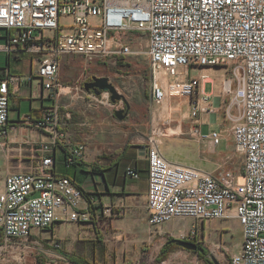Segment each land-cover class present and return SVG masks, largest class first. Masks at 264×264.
<instances>
[{
  "label": "built area",
  "instance_id": "1",
  "mask_svg": "<svg viewBox=\"0 0 264 264\" xmlns=\"http://www.w3.org/2000/svg\"><path fill=\"white\" fill-rule=\"evenodd\" d=\"M0 29V53L7 61L28 55L36 66L25 76L10 74L8 66L0 70V151L21 155L28 146L33 154L28 169L0 176V254L25 261L42 247L37 234H50L55 224L94 220L83 190L56 172L58 151L66 168L85 152L84 143L69 138L70 113L60 114L59 99L77 96L113 115L121 102L85 91L88 77L63 86L65 59L82 58L84 72L87 62L132 65L145 56L150 114L173 104L190 120L185 132L178 126L175 137L216 148L229 131L242 158L238 174L218 165L206 173L168 161L147 134V226L188 220L193 237V223L234 219L241 241L230 264H264V0H0ZM210 68L222 70L221 94L205 90L216 77L204 73ZM33 80L53 104L24 117L42 140L18 142L8 129L9 100ZM214 123L221 129L201 132ZM126 176L140 178L132 168ZM98 203L91 199L92 206ZM47 242L55 251L60 247L56 240Z\"/></svg>",
  "mask_w": 264,
  "mask_h": 264
},
{
  "label": "rangeland",
  "instance_id": "2",
  "mask_svg": "<svg viewBox=\"0 0 264 264\" xmlns=\"http://www.w3.org/2000/svg\"><path fill=\"white\" fill-rule=\"evenodd\" d=\"M65 23V22H64ZM4 30L0 29V34ZM4 42L0 39V43ZM69 60H71L69 62ZM132 65L117 64H102L100 62H87L83 72V65L85 64L82 58H66L63 62L60 79L63 86H74L80 84L85 77V83L92 82V78H106L116 92L122 96L120 108L126 115L123 121L116 120L115 115L112 114L110 108H106L111 113L112 121L119 122V128L124 130L125 144L136 143L135 141H144L142 134H150L153 129H160L167 133L168 129L171 131L180 126L182 132L186 131L187 124L190 120L187 112H175L174 107H160L154 117L147 113L145 105L146 95L149 94V66L145 56L138 60H134ZM70 63V64H69ZM0 67H6V56L0 53ZM221 69L214 70L217 79L214 83V91L218 93L219 79ZM213 85L206 86V92L212 90ZM85 90V89H84ZM86 91V90H85ZM94 93L92 90L88 93ZM75 92H71L74 94ZM214 93V94H215ZM99 94H110L109 92H100ZM148 100V97H147ZM119 110V111H121ZM163 110V112L161 111ZM31 111V105L28 101L20 104V115L24 116ZM169 114V115H168ZM186 115V117H185ZM184 116V117H183ZM150 117V125L149 124ZM153 117V118H152ZM11 131L12 126L16 127L15 121L18 118L17 109L9 112ZM170 123H165L167 122ZM114 121V122H115ZM213 122V120H212ZM226 129V126H223ZM180 129V128H179ZM219 123H214L209 126H202L201 132L203 134L209 133L211 130H220ZM228 129V128H227ZM161 131H154L153 135L161 136ZM228 131V130H227ZM229 133V131H228ZM228 133H224L225 137L220 145L214 148V152H210L209 146L199 145L196 150L199 159L209 163L220 166L222 170H230L232 173L238 174L242 165V158L235 152L232 139ZM20 137V136H19ZM170 139H178L177 137H170ZM159 145L166 151V155L171 154L175 150L172 145L167 147L169 141H163L159 138ZM196 142L193 141V148ZM143 145V144H141ZM16 149V146H14ZM28 146L22 147V154L13 150L11 153H2L0 151V176L8 172L24 171L29 168L32 159V153ZM169 151V152H168ZM171 160L176 161L170 156ZM148 164L147 160L142 163ZM198 162L197 156L193 154V164ZM186 163V162H185ZM132 168L127 166L124 169V177L126 170ZM131 179V178H130ZM142 181V180H141ZM141 181L132 183L135 191H138ZM117 187H122V181H118ZM129 185H127V190ZM128 192V191H126ZM117 193V192H116ZM143 197V194L136 195ZM124 198V197H122ZM134 204L130 206L129 202L120 201L119 198H110L99 202L98 206L102 208V215L99 216V224L96 226L88 223H76L72 226L64 225L62 228L67 233L62 239L54 238L52 233H40L36 239L42 245L37 248L25 261H18L5 254H0L1 264H71L68 260L70 258L84 259L92 264H207L206 260H216L219 264H230V257L236 251L241 241V228L238 222L234 219L225 220H211L194 224L197 227L193 237L188 234L190 222L188 220L176 221L172 224L165 225L160 229H152L147 226V210L145 199H132ZM80 207H84L81 204ZM107 207L110 211H104ZM106 212V213H105ZM96 227V228H95ZM178 228L177 232H172V228ZM187 230V233L184 232ZM57 228L54 235H57ZM35 238V237H34ZM56 240L60 243L57 251L53 249L47 241ZM170 240H179L186 243H191L196 246V250H187L180 246H168L166 243ZM47 242V243H46ZM43 251H50V253L43 254ZM201 250L205 252L204 257ZM165 252L164 255L161 253Z\"/></svg>",
  "mask_w": 264,
  "mask_h": 264
},
{
  "label": "crops",
  "instance_id": "3",
  "mask_svg": "<svg viewBox=\"0 0 264 264\" xmlns=\"http://www.w3.org/2000/svg\"><path fill=\"white\" fill-rule=\"evenodd\" d=\"M8 61L6 59V66H9L10 74L25 76L35 71V64L32 63L28 55L21 56L20 60ZM149 82V78H148ZM74 95V94H73ZM146 95L145 105L148 116L150 114L149 94ZM46 94L38 86L37 81L24 84L20 91L10 97L9 112L17 109L18 118L12 126L11 137H15L18 142L26 141L40 142L42 138L33 132L28 123L24 121V117L31 114L32 110H38L42 106H49L53 104L50 99H45ZM148 97V100H147ZM28 101L31 105V111L24 116L20 115V104ZM60 114L70 113V119L67 121L66 130L70 140L73 143L82 142L85 144V152L82 160L76 163L75 172L67 171L63 166L64 155L58 151L56 154V172L59 176H70L72 181L83 190L85 200L92 199L96 202H103L110 198H119L120 201L134 204L132 199H145L147 194V164L142 161L146 158L145 150L143 149V141H135L136 143L125 144L124 130L120 129L119 122L110 119L111 113L104 107H93L82 99H77V96L65 95L59 99ZM9 115V114H8ZM9 118V117H8ZM117 120V119H116ZM115 121V122H114ZM9 118V123H10ZM10 125V124H9ZM150 125V117L149 124ZM190 123L187 124V127ZM152 129V128H151ZM147 134H142L144 140ZM20 136V137H19ZM173 144L166 145L170 148L172 145L173 152L166 155L169 160L170 156L176 159L171 160L176 163L190 164L193 163V141H186L181 139H174L169 141ZM163 148V147H162ZM165 148H163L164 150ZM210 152H214V148L209 146ZM166 154V151H164ZM169 152V151H168ZM192 161V162H191ZM186 162V163H185ZM95 164L96 168L102 172H91V166ZM131 166L139 173L140 178L133 180L124 177V169ZM142 180V181H141ZM118 181H122V187L118 188ZM141 181L138 191L132 189V183ZM127 185L129 189L127 190ZM128 191V192H126ZM117 192V193H116ZM143 194V197L136 195ZM124 197V198H122ZM111 209V208H110ZM64 225L72 226L73 223L55 224L52 228V235L54 238L62 239L67 233L62 227ZM57 228V235L54 231Z\"/></svg>",
  "mask_w": 264,
  "mask_h": 264
},
{
  "label": "water",
  "instance_id": "4",
  "mask_svg": "<svg viewBox=\"0 0 264 264\" xmlns=\"http://www.w3.org/2000/svg\"><path fill=\"white\" fill-rule=\"evenodd\" d=\"M84 89L87 92L92 90L94 92V94H96V95H98L100 92H109L110 93V101L112 103H115V102L120 101L122 99V96L116 92L115 88L111 84L108 83V80L106 78L93 77L92 82L84 84ZM114 115H115L116 119L119 121H123L124 118L126 117V115L124 114V112L122 110L116 111ZM194 144H195V147L192 148L191 153H193L197 156L198 162L196 163V165L193 163L185 164V165L199 169V170H202L206 173L213 172L217 168V165L199 159L198 152L196 150L198 145H197V143H194ZM160 150H161L162 154L164 155V157L168 161L173 162V161L168 159L165 152L161 148H160ZM173 163H175V162H173ZM173 242H175L177 245H179L180 247H183L187 250H193V251L196 250V246L191 244V243H186V242L179 241V240H174ZM213 264H219V263L213 259Z\"/></svg>",
  "mask_w": 264,
  "mask_h": 264
},
{
  "label": "trees",
  "instance_id": "5",
  "mask_svg": "<svg viewBox=\"0 0 264 264\" xmlns=\"http://www.w3.org/2000/svg\"><path fill=\"white\" fill-rule=\"evenodd\" d=\"M7 64H9V62L7 63ZM9 67V66H8ZM0 70H1V67H0ZM0 79H1V76H0ZM63 166H64V168L67 170V171H72V173H74L75 172V168H76V164H73V165H71L69 168H66L65 167V165H64V161H63ZM136 170V169H135ZM91 172H93V173H100V174H102V172L100 171V170H98L97 168H96V166H95V164H93L92 166H91ZM138 173V172H137ZM146 173H147V171H146ZM139 174V173H138ZM67 176V178H70V176H68V175H66ZM63 177H65V176H63ZM71 179V178H70ZM147 179V178H146ZM72 180V179H71ZM87 201L89 202V211H90V213H91V216L93 217V222L92 223H90V225H93V226H96L97 224H98V222H101L100 220H98L99 219V216L100 215H102V213L101 212H99V214H97L96 212H98L99 210H102V208L99 206V207H94V206H92L91 205V199H88L87 198ZM97 215V216H96ZM98 217V218H97ZM98 220V221H97ZM96 228V227H95ZM174 240H170L169 242H167L166 243V245H165V247L166 248H168V246H171V245H174V246H179V245H177L175 242H173ZM200 251H201V253L203 254V256H202V258L204 257V255H205V252L203 251V250H201L200 249ZM164 253H166V251L165 252H163L162 251V255H164ZM71 264H92V263H90V262H88V261H86V260H84V259H80V258H70L69 260H68ZM206 263L207 264H213V261H209V260H206Z\"/></svg>",
  "mask_w": 264,
  "mask_h": 264
},
{
  "label": "bare ground",
  "instance_id": "6",
  "mask_svg": "<svg viewBox=\"0 0 264 264\" xmlns=\"http://www.w3.org/2000/svg\"><path fill=\"white\" fill-rule=\"evenodd\" d=\"M214 70H218V69H215V68H210V69H204V73L205 74H210V75H215L214 74ZM222 74V71H220V75ZM216 76V75H215ZM219 79V78H218ZM217 79H215V80H211L212 82H213V88H214V83H215V81H216ZM219 88H218V93H215V91H214V93L215 94H221V92H222V87H221V80L219 79ZM62 91L63 92H68L69 90H68V88L66 89V88H63L62 89ZM167 106H172L171 104H168V102L167 103H165L164 105H163V107L162 108H164V107H167ZM172 107H175V106H172ZM162 112H163V110H161ZM169 115V114H168ZM186 116V115H185ZM184 117V116H183ZM167 122H168V120H166ZM152 129H153V131H152V138H155L154 137V135H153V132L154 131H161L160 129H156L155 128V126L154 125H152V127H151ZM179 131H180V129H179V127H176L175 129H174V131L172 130L171 131V129H168L167 130V133H164V132H162V134H161V136H156V137H158L157 139H156V141H157V143H158V145H159V138H161L163 141H173L174 139H170V137H174L175 135H177L178 133H179ZM159 148H161L162 150H163V148H162V146L161 145H159ZM164 151V150H163ZM176 163V162H175ZM178 164H182V163H178ZM185 165V164H184Z\"/></svg>",
  "mask_w": 264,
  "mask_h": 264
},
{
  "label": "flooded vegetation",
  "instance_id": "7",
  "mask_svg": "<svg viewBox=\"0 0 264 264\" xmlns=\"http://www.w3.org/2000/svg\"><path fill=\"white\" fill-rule=\"evenodd\" d=\"M89 82H91V81H89ZM88 83V82H87Z\"/></svg>",
  "mask_w": 264,
  "mask_h": 264
}]
</instances>
